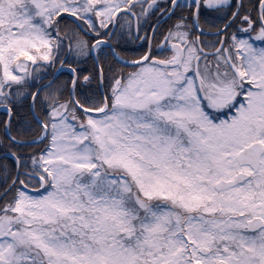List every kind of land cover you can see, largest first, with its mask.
I'll list each match as a JSON object with an SVG mask.
<instances>
[{
    "label": "snow or ice",
    "instance_id": "snow-or-ice-1",
    "mask_svg": "<svg viewBox=\"0 0 264 264\" xmlns=\"http://www.w3.org/2000/svg\"><path fill=\"white\" fill-rule=\"evenodd\" d=\"M0 264H264V0H0Z\"/></svg>",
    "mask_w": 264,
    "mask_h": 264
}]
</instances>
